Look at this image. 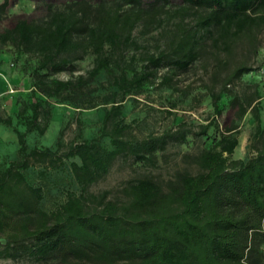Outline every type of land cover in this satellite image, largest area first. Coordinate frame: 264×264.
<instances>
[{
	"label": "trees",
	"instance_id": "trees-1",
	"mask_svg": "<svg viewBox=\"0 0 264 264\" xmlns=\"http://www.w3.org/2000/svg\"><path fill=\"white\" fill-rule=\"evenodd\" d=\"M9 5L0 3V21ZM139 25L145 34L163 28L164 38L141 57L129 54L141 48L134 38ZM263 29L264 0H69L62 8L48 4L40 21L22 19L1 32L0 45L23 58L36 99L20 107L17 123L0 117L19 143L17 158L0 163V257L32 264H264V82L236 91L257 69L247 60L231 65L244 41L256 51ZM86 57L92 66L85 74L56 78L73 73ZM196 62L210 72L205 87L216 118L199 132L183 122L160 135H134L126 101H137L156 84L188 96L178 76ZM52 102L103 108L97 135L69 146L59 140L56 149L31 145L29 134L42 138L48 129ZM222 107L235 109L224 129L217 120ZM249 113L256 123L254 153L233 159L237 121ZM212 127L216 134L209 133ZM189 134L207 139L198 154L184 156L196 173L130 179L115 198L110 190H89L119 157L156 166L159 153L187 142ZM54 170L68 172L79 193L68 190L47 209Z\"/></svg>",
	"mask_w": 264,
	"mask_h": 264
},
{
	"label": "rangeland",
	"instance_id": "rangeland-1",
	"mask_svg": "<svg viewBox=\"0 0 264 264\" xmlns=\"http://www.w3.org/2000/svg\"><path fill=\"white\" fill-rule=\"evenodd\" d=\"M3 1L0 0V3ZM8 1L10 5L6 15L0 21V33L12 28L17 21L22 19L40 21L47 15L48 4L62 8L69 0ZM90 1L97 3L100 0ZM164 27L169 28L170 23H166ZM163 28L145 34L143 27L139 25L134 31V38L141 48H132L129 54H136L141 57L146 51L155 52L158 46L164 43ZM244 60H247L249 65L257 70L248 76H244L236 84L235 89L240 92L246 91L253 83L264 82V29L258 35L256 51L248 42L244 41L238 47L231 65ZM23 63V58L16 59V51L11 45H0V117L2 120L12 117L13 124L20 119L16 114L22 104L36 99L33 95L30 76L24 70ZM76 65L77 68L73 73L62 72L56 75V78L68 80L85 74L92 66V58L86 57L76 62ZM165 72L166 69L160 71L158 81ZM178 81V85L182 90H189L188 96L184 97L180 94L181 92H174L165 86L156 84L148 89L145 94L136 98L137 101L132 98L126 101L124 116L126 122L131 124L134 135L138 138L147 137L152 133L160 135L167 130L177 129L180 123L183 122L188 129L199 132L201 125H206L216 118L212 99L205 87V85L211 84L210 72L203 69L201 62H196L187 73L178 76ZM16 98L19 99L17 107H12V100L14 102ZM226 102L227 98L223 97L220 104L224 105ZM173 103L177 106L173 107ZM222 108V115L217 117L220 129H224L235 119V109ZM102 109L79 110L69 105L52 102V114L46 133L42 138L29 134L28 141L31 145L37 143L39 146L45 145L56 149L59 140L69 146L72 142L91 139L97 135L101 125ZM41 121H43V118ZM237 124L239 125L238 138L240 143L233 159H248L254 153L251 145L256 123H254L252 114L249 113L243 120L237 121ZM23 127L24 124H19L20 129ZM209 133L216 134L215 127H212ZM187 139L185 143H170L163 152L159 153V162L156 166L137 163L133 157H119L109 173L94 183L89 190L94 193L110 190L111 197L115 198L118 196L123 183L130 179L139 178L150 173L158 178L168 179L179 170H189L196 173L198 168L186 160L184 156L198 154L206 145L207 139L194 134H189ZM18 147L17 133L11 127H7L0 122V163L17 158ZM69 175L68 172L64 173L63 171L54 170L51 172L49 190L43 201L45 208L51 209L57 202L64 200L68 190L79 193V187L71 182ZM0 264L32 263L25 260L14 261L0 257Z\"/></svg>",
	"mask_w": 264,
	"mask_h": 264
},
{
	"label": "crops",
	"instance_id": "crops-1",
	"mask_svg": "<svg viewBox=\"0 0 264 264\" xmlns=\"http://www.w3.org/2000/svg\"><path fill=\"white\" fill-rule=\"evenodd\" d=\"M16 100V101H15ZM14 100V102H13V100H12V104L11 105H13L12 107H17V102H18V100H17V98ZM260 103L263 105V107H264V93H263V95H262V97H261V99H260ZM22 106H23V104H22ZM21 106V107H22ZM20 109V108H19ZM19 109H18V111H19ZM17 111V112H18Z\"/></svg>",
	"mask_w": 264,
	"mask_h": 264
}]
</instances>
